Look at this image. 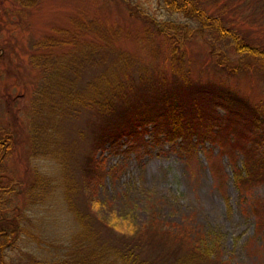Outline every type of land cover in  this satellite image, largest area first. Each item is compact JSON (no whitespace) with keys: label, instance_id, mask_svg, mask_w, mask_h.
<instances>
[{"label":"rangeland","instance_id":"rangeland-1","mask_svg":"<svg viewBox=\"0 0 264 264\" xmlns=\"http://www.w3.org/2000/svg\"><path fill=\"white\" fill-rule=\"evenodd\" d=\"M224 1L229 23L245 32L244 40L264 48V0ZM133 2L174 36L156 33L128 11L124 0H0V214L15 217L24 210L28 221H39L42 236L32 241L18 234L3 242L0 215V264L26 262L31 254L53 255L51 243L65 242L78 228L70 208L79 214L86 210L91 190L83 186L82 164L93 149L90 133L99 113L92 107L72 111L56 105L69 80L75 78L79 91L109 72L126 80L131 64L173 79L170 47L176 43L182 52L175 65L193 84L227 86L264 115L263 64L237 52L227 37L200 30L194 20L164 8L159 0ZM76 48L90 58L80 52L71 61ZM119 54L129 56V62L120 61ZM61 57L66 59L59 64L65 66L53 68ZM33 58L41 60L35 64ZM215 110L223 111L220 106ZM144 136L148 139V132ZM32 137L38 140L36 147ZM179 141L160 140L137 151H111L108 144L95 148L108 170L94 184L92 198L106 209L109 221L120 208H125L126 218L142 221L152 201L164 207L165 224L188 214L217 236L218 247L210 251L206 264H264V228L257 227L243 200L249 192L263 198L264 181L240 194L232 170L234 164L241 165L238 149L229 158L207 140L194 149H180ZM213 166L220 167L222 182L213 175ZM36 167L49 180L44 189L50 192L52 185L51 196L33 193L38 190L33 186ZM31 194L36 196L33 202ZM97 232L106 240L112 235Z\"/></svg>","mask_w":264,"mask_h":264},{"label":"trees","instance_id":"trees-1","mask_svg":"<svg viewBox=\"0 0 264 264\" xmlns=\"http://www.w3.org/2000/svg\"><path fill=\"white\" fill-rule=\"evenodd\" d=\"M218 1L159 0L164 8L194 20L200 30L208 28L219 36L227 37L237 52L255 58L264 65V48L244 40L245 32H240L236 24L227 20L225 1L221 0V4ZM124 2L132 15L148 22L156 33L174 36L165 30L163 22L156 21L148 12L132 3V0ZM175 27L176 24L172 23L171 28ZM75 50L71 61L80 52L82 56L90 58L80 48ZM84 51L90 52L89 48ZM181 52L180 49L177 52L176 43H171L170 68L172 77H175L173 79L166 78L159 71L147 74L145 67L131 64L130 67L120 66L131 69L126 80L118 78L114 72H109L100 76V82L88 83L84 86L85 90L79 91L76 88L75 78L65 85L63 94L58 95L59 99L56 97V105H60L62 109L72 108V111L77 107H92L99 113L96 127L90 133L93 149L86 154L82 164L83 186L91 190L87 194L86 210L79 214L75 207L70 208L78 228L65 242L51 243L55 248L53 255L39 257L31 254L27 256L26 262L12 264H206L210 251L218 247L217 236L210 229L205 230L202 224L192 222L188 214L183 213L180 219H169L165 224L164 207L152 201L142 221L126 218L125 208H120L117 216L114 215L113 220L109 221L106 209L100 208L101 205L92 198L94 184L108 170L103 167L102 158L95 154L94 149L105 144L109 145L111 151L122 152L144 149L160 140L173 143L177 138L180 140V149L191 145L194 149L196 144L207 140L216 144L218 150L228 154L229 158L235 156L237 149L240 152L241 165L239 167L234 164L232 169L233 180L240 194L244 195L253 184L264 181V115L227 86L216 88L213 84H193L186 78V73L179 71L178 65H175ZM119 55L120 61L125 64L129 62V56ZM49 59L50 57L45 61ZM65 59H55L54 63L57 65L53 68L58 67L60 61ZM33 60L35 61L34 58ZM40 60L37 59L34 63L37 64ZM40 64L43 65L42 61ZM44 64L46 65L45 62ZM62 66L65 64L60 65ZM217 106L222 108V113L215 110ZM146 132L148 139L144 136ZM32 138V145L36 147L38 140ZM212 172L222 182L220 167L213 166ZM34 174L33 186L38 190L33 193L42 197H45L44 193L51 196V192L54 193L51 190L52 185H49L50 192L44 189L49 183L44 178L46 175L40 173L37 167ZM68 183L71 189L75 188L74 183ZM62 193L67 199L64 190ZM245 195L244 205L253 213L257 227L264 228V197H255L250 192ZM31 197L32 202L36 200L33 194ZM70 203L71 201L67 203V207ZM94 204H97L99 214H96ZM0 215H3V242L11 241L18 234L32 241L42 237L39 221H28L30 218H27L24 210L15 217ZM96 228L112 235L108 240L103 239Z\"/></svg>","mask_w":264,"mask_h":264}]
</instances>
